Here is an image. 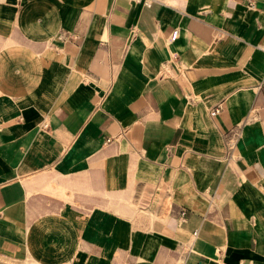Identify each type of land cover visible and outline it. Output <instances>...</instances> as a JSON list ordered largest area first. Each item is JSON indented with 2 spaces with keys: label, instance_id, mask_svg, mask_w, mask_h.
Returning a JSON list of instances; mask_svg holds the SVG:
<instances>
[{
  "label": "crops",
  "instance_id": "1",
  "mask_svg": "<svg viewBox=\"0 0 264 264\" xmlns=\"http://www.w3.org/2000/svg\"><path fill=\"white\" fill-rule=\"evenodd\" d=\"M0 264H264V0H0Z\"/></svg>",
  "mask_w": 264,
  "mask_h": 264
},
{
  "label": "built area",
  "instance_id": "2",
  "mask_svg": "<svg viewBox=\"0 0 264 264\" xmlns=\"http://www.w3.org/2000/svg\"><path fill=\"white\" fill-rule=\"evenodd\" d=\"M137 1H142L145 5L149 6L153 0H137ZM177 30H174L170 36L171 40H174L176 37H177ZM218 108H215V110L213 111V114H216L218 112ZM235 148V140L229 142V145H228V150L230 152H232ZM197 235V232L194 233V236Z\"/></svg>",
  "mask_w": 264,
  "mask_h": 264
}]
</instances>
